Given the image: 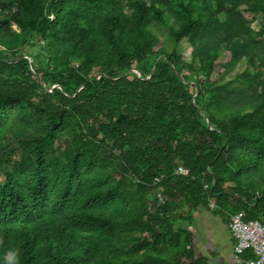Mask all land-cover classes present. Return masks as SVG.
<instances>
[{
    "label": "trees",
    "instance_id": "1",
    "mask_svg": "<svg viewBox=\"0 0 264 264\" xmlns=\"http://www.w3.org/2000/svg\"><path fill=\"white\" fill-rule=\"evenodd\" d=\"M210 202L264 222V0H0V264H196Z\"/></svg>",
    "mask_w": 264,
    "mask_h": 264
},
{
    "label": "crops",
    "instance_id": "2",
    "mask_svg": "<svg viewBox=\"0 0 264 264\" xmlns=\"http://www.w3.org/2000/svg\"><path fill=\"white\" fill-rule=\"evenodd\" d=\"M228 219L227 214H220L210 206H198L193 211L189 229L196 264H237Z\"/></svg>",
    "mask_w": 264,
    "mask_h": 264
},
{
    "label": "built area",
    "instance_id": "3",
    "mask_svg": "<svg viewBox=\"0 0 264 264\" xmlns=\"http://www.w3.org/2000/svg\"><path fill=\"white\" fill-rule=\"evenodd\" d=\"M50 18L53 16L50 15ZM12 28L16 29L15 26ZM178 172L187 174V169L179 166ZM213 207V202L209 203ZM243 210L230 214L228 226L234 239L233 250L237 264H264V222L259 219L244 220ZM250 248L253 256L241 258L240 254Z\"/></svg>",
    "mask_w": 264,
    "mask_h": 264
},
{
    "label": "rangeland",
    "instance_id": "4",
    "mask_svg": "<svg viewBox=\"0 0 264 264\" xmlns=\"http://www.w3.org/2000/svg\"><path fill=\"white\" fill-rule=\"evenodd\" d=\"M247 18H249V16ZM259 23H260V19L258 18V19L252 20L249 24L251 27H253L254 29L257 30L259 28ZM162 43H164L166 45L165 47L167 49H170L169 43L164 42V41H162ZM176 49H177L178 53L182 56V58H184L185 60H190V46L186 40H183L182 42H180L177 45ZM229 57H230V53L228 50L222 49L219 52L217 61L215 62V73L222 71L220 64L226 62L229 59ZM251 69H252V67L247 65L245 60H242L239 63V65L234 70H231L226 77L228 78V77L234 76L235 73L239 70H244L245 72H252Z\"/></svg>",
    "mask_w": 264,
    "mask_h": 264
},
{
    "label": "water",
    "instance_id": "5",
    "mask_svg": "<svg viewBox=\"0 0 264 264\" xmlns=\"http://www.w3.org/2000/svg\"><path fill=\"white\" fill-rule=\"evenodd\" d=\"M153 69H154V67L152 68V71H153ZM132 70L135 71L138 75H140V72L138 70H136V69H132ZM206 122H207V125L210 126L208 118H206Z\"/></svg>",
    "mask_w": 264,
    "mask_h": 264
}]
</instances>
